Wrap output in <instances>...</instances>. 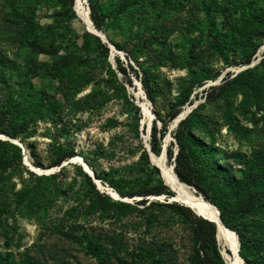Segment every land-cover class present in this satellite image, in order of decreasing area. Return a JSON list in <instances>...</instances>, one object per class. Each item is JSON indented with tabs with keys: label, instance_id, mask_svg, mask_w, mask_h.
<instances>
[{
	"label": "rangeland",
	"instance_id": "374dc122",
	"mask_svg": "<svg viewBox=\"0 0 264 264\" xmlns=\"http://www.w3.org/2000/svg\"><path fill=\"white\" fill-rule=\"evenodd\" d=\"M82 3L86 12L88 4L96 7L98 31L120 47L113 46L117 52L107 46L104 58L98 42L84 34L75 0H0V25L15 21L43 47L57 48L54 56L30 53L0 29V52L11 61L5 75L0 72V170L9 175L0 179L6 186L0 189V264H192L196 247L185 218L190 215L174 206L187 207L171 190L140 204L142 197H121L100 176L116 186L150 185L155 181L145 180L158 177L154 167L163 182L151 157L163 153L174 171V132L188 119L186 154L202 192L189 186L212 208L233 213L235 198L223 172L240 187L246 167L264 164V96L257 104L264 94V66L258 64L264 58V0ZM229 30L231 46L223 43ZM78 57L87 60L80 71L88 82L59 78L57 70H75ZM145 78L153 102L142 87ZM223 84L224 93L211 92ZM61 150L73 156L51 166ZM28 163L39 169L33 178L26 174ZM83 164L113 203L86 187ZM213 164L222 172L214 173ZM244 186L240 198L256 190ZM24 187L42 196L19 206L13 192ZM257 195L256 209L234 214L249 244L243 264H264V191ZM217 244L227 262L223 254L229 250L218 237Z\"/></svg>",
	"mask_w": 264,
	"mask_h": 264
},
{
	"label": "trees",
	"instance_id": "16d2710c",
	"mask_svg": "<svg viewBox=\"0 0 264 264\" xmlns=\"http://www.w3.org/2000/svg\"><path fill=\"white\" fill-rule=\"evenodd\" d=\"M71 3H74V0H70ZM88 8H89V18L90 21L92 22V25L94 26V28H96V30H100L101 29V25H100V17L97 13V9L96 7L90 3L88 4ZM10 17H16V15L13 13L12 16L10 15ZM207 21L208 24L212 25L213 24V19L212 16L210 14H207ZM83 23V22H82ZM84 24V23H83ZM85 26V24H84ZM86 28V26H85ZM0 29H2L1 31L4 32V34L8 33V39H12V43L17 44L23 48H26L30 53H34V54H43V55H47V56H54L57 53V48L54 47H43L38 40H36V38H34L27 30V27L25 28L24 26H22L21 24L19 25L18 23L15 24L14 22H9V24L7 25H0ZM0 31V32H1ZM1 32V33H2ZM85 35H88L90 37H93L99 44V48L100 51L102 53V55L105 56L107 55V44L103 43L98 37L94 36L93 34L89 33V32H85ZM218 34V33H217ZM1 35V34H0ZM220 37L221 35L218 34ZM233 32L231 30H229V32L227 33V36L223 35L224 37V42L229 43V45L231 46L233 44ZM228 37V40H227ZM227 40V41H226ZM113 46L117 49H120V47L117 44H113ZM255 51V49H252L246 56V60L245 62L248 63L250 61V56L253 54V52ZM11 63L10 58L4 54L0 52V72L5 75V69L8 68L9 64ZM87 63V60L78 57V59L74 62L73 61V65L75 64V70L71 69L70 67H61L59 68L57 71V75L59 76V78L63 77L65 75L66 78L70 77L73 80L77 79V83H86V81L88 82V80H85L83 76V72L80 71V68L82 66H84ZM259 65H263L264 66V58L258 63ZM87 65V64H86ZM109 69V74L112 77H115V73H113V71L108 67ZM121 71H123V69H121ZM81 81V82H80ZM115 81V80H114ZM142 87L145 91V94L147 95V97L149 98V100L151 102H153V96L151 95V91L149 90V85H148V80L147 78H145L143 81H141ZM227 84V83H225ZM223 84L221 87H213L211 89V92L213 91H223V86L225 85ZM263 96L264 94H260L257 97V104L259 103V101H261V99L263 100ZM208 98H210V95L205 97V100H208ZM197 108V107H196ZM177 114V112H172L170 114V117H175ZM188 119H184L182 121H180L177 125V128L174 132V140H175V144L177 146V153L174 157V161H175V166H174V173L177 176V178L188 185H194V179H192V165L189 164V160L186 154V150L188 149ZM187 128V130H186ZM1 143V141H0ZM195 143H198L197 141ZM151 148L153 150V152H156L157 147L152 143L151 144ZM60 154H58V157L56 158L57 160H54L51 164V166L53 167H58L60 166L61 162L70 158L71 156H73V152L70 150H61L59 152ZM211 156H213L214 153L209 152ZM167 154L168 157H172V152L168 149L167 150ZM143 157H144V165H149V161L147 159V155L145 152H143ZM224 159V157L222 158ZM221 159V160H222ZM84 161H88L87 163H89V166L92 167V165H94L93 161L91 160H87V158L83 157ZM261 165V166H258ZM255 166H248L246 167L241 173H242V184L240 187H237L235 184H231L229 183L228 177H227V172H223V184L226 186H229L230 188V195L235 198V202L233 204H230L231 209L233 210V213L230 215L225 214V209L221 208L218 205H214L217 210L219 211V218L221 219L224 227L228 228L229 230H231L232 232L234 231L237 235V239L239 242V251L238 254L240 256V258L243 260L246 259L245 256V251L247 248V246L249 245L248 242L244 239L243 234L240 232V230L238 229L237 225H236V218L234 216V214H247L252 212L254 209H256L258 207V203L260 202V198L258 197L257 193H258V189L264 191V185H262L261 183L264 181V174H263V169H264V164H258ZM93 168V167H92ZM154 169V171L157 174V178H155L154 180H152L151 178H147L145 181L146 182H151V181H155L154 184H150V185H146V184H142V185H138L137 187H135L133 184L135 183H131L130 184L127 183V185H123V186H116L112 180V178H108L106 174H103V176H100L99 174H97L98 176H100V179L106 181L109 185L113 186V188L115 189L116 193L121 196V197H133V196H137V197H142L138 203L140 204H144L147 201L148 196L150 195H157L160 194L162 192H165V194L167 195H172V192L170 191V189H168L169 187L166 186V184H164L161 181V178L158 175V170L155 169L154 167H152ZM60 169H63V167H61ZM213 170L214 173H221L222 170L218 169L217 164H213ZM0 179H7L9 177V175L7 174H3L2 171L0 170ZM26 174L27 176H29L30 178L35 177L32 171H28L26 170ZM84 182L86 184V187L95 195V196H99L100 198H102V201L106 204L109 203H113L111 202V200L104 195L103 193H99L98 189L96 188L94 182L92 181L91 177L88 176L86 173H82ZM52 178H56V176H52ZM244 185H247L248 187H255L256 190L255 191H251L246 194V196L240 198L239 196V190H242L243 187H245ZM197 190L201 191L202 188L200 187V185L195 184L194 185ZM5 189L6 186H0V189ZM247 188V187H246ZM193 189V188H192ZM202 192V191H201ZM238 193V194H236ZM13 195L16 198V204L21 206L23 203H31L32 201H34V199L36 197H41L42 194L40 192H34L33 190H31L30 188H21V190H16L15 192H13ZM203 195L204 198H207V196L204 194L203 191ZM231 197V198H232ZM41 199V198H40ZM153 205L157 206V203L151 202ZM118 205H123V203L119 202L116 203ZM149 205V204H148ZM169 204H164L163 206H168ZM128 206V204L126 205ZM175 207H177L179 210H184V211H188L189 212V218L187 216H185V218L188 220L189 219V224H190V233H191V239L192 242L195 245V259L193 261L192 264H227V262H225V260L223 259L221 253H220V249L219 246L217 244V237H216V227L212 222L207 221L206 219H203L202 217L196 216L188 207H183V206H179L174 204ZM260 206V205H259ZM89 208V207H88ZM236 212V213H234ZM4 221V220H2ZM233 232V233H234ZM235 235V234H234ZM235 235V236H236ZM251 246V245H250ZM249 247V246H248Z\"/></svg>",
	"mask_w": 264,
	"mask_h": 264
},
{
	"label": "bare ground",
	"instance_id": "6f19581e",
	"mask_svg": "<svg viewBox=\"0 0 264 264\" xmlns=\"http://www.w3.org/2000/svg\"><path fill=\"white\" fill-rule=\"evenodd\" d=\"M82 1L83 0H75V7H74L75 12H76L77 16L79 17V19L85 24L86 28L95 32V30H93L92 25L90 23L88 13L85 11V9L83 7ZM143 108H145L144 105H143ZM145 111H146V108H145ZM185 113H186V111L179 114V116H177V118L173 121L172 124H174L177 119L184 116ZM73 159L80 160L78 157L77 158L75 157ZM151 159L154 162V164L159 168L161 176H162L163 181L165 182L166 186L169 187V189L174 193V199L175 200L183 202V204H185L187 207L188 206L192 207L196 212H199V213H201L207 217L217 219L216 217L218 215H217L216 209L212 208L200 196H198L194 192V190L192 189L191 186L181 182L177 178V176L175 175V173L173 171L172 166H169L166 164L163 153L159 157L152 156ZM28 165L34 171H39V169L33 167L29 163H28ZM84 167H85V165H84ZM87 171L89 173H91L89 171V169ZM111 194L113 196H117L115 193H111ZM229 231L234 236V238L237 240L236 236L234 235V233L231 230L223 227L217 221V237L224 242L225 248H227L229 250L228 252H230L229 255L223 254L227 263H229V264H243L241 258H239L238 254H237V247H238L237 241L234 240L230 236Z\"/></svg>",
	"mask_w": 264,
	"mask_h": 264
},
{
	"label": "water",
	"instance_id": "95a60500",
	"mask_svg": "<svg viewBox=\"0 0 264 264\" xmlns=\"http://www.w3.org/2000/svg\"><path fill=\"white\" fill-rule=\"evenodd\" d=\"M87 13H88V17H89V11H87ZM89 20H90V18H89ZM90 23H91V25H92V22L90 21ZM92 28H93V30H95V32H93L92 30H89L88 28H86V31H88L89 33H91V34H93L94 36H96V37H98L103 43H106L107 44V46L110 48V50L111 51H113V50H115L114 49V47L107 41V39L105 38V36H104V34L103 33H101V32H99L98 30H96V28H94V26L92 25ZM116 51V50H115ZM117 52V51H116ZM181 119L179 118V119H177L176 121H175V123H174V125H176L179 121H180ZM175 155H176V153H175ZM175 157V156H174ZM83 167V169H84V171L87 173V175L88 176H90L91 177V179H92V181L95 183V178H94V176H93V174H92V172L91 173H89L87 170V168H86V166L84 167V165L82 166ZM28 169L30 170V171H32V172H34V173H36V171H34V170H32L31 168H30V166L28 165ZM164 182V181H163ZM164 184H165V182H164ZM202 197V196H201ZM118 200H120V201H125V200H121V199H118ZM175 201H178V200H175ZM181 203H183V202H181ZM215 209H216V212H217V219H214V218H211V217H207V216H205V215H203V214H201V213H199V212H196L192 207H189L188 206V208L196 215V216H199V217H202L203 219H206L207 221H209V222H212L214 225H215V227H216V237H217V221L219 222V224H221L223 227H224V225H223V223H222V221H221V219L219 218V211L217 210V208L215 207V206H213ZM226 228V227H225ZM228 229V228H227ZM234 232V231H233ZM234 234L236 235V233L234 232ZM236 238H237V235H236ZM237 244H238V247H237V254H238V251H239V242H238V239H237ZM238 257L240 258V256H239V254H238ZM242 260V259H241ZM243 262V261H242ZM227 264H229V263H227Z\"/></svg>",
	"mask_w": 264,
	"mask_h": 264
}]
</instances>
